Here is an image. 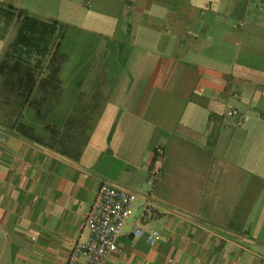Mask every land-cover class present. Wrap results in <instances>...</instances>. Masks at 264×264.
Wrapping results in <instances>:
<instances>
[{
	"label": "crops",
	"instance_id": "1",
	"mask_svg": "<svg viewBox=\"0 0 264 264\" xmlns=\"http://www.w3.org/2000/svg\"><path fill=\"white\" fill-rule=\"evenodd\" d=\"M0 3L65 56L60 93L0 123V264H67L103 183L139 210L107 264H264V0Z\"/></svg>",
	"mask_w": 264,
	"mask_h": 264
},
{
	"label": "trees",
	"instance_id": "2",
	"mask_svg": "<svg viewBox=\"0 0 264 264\" xmlns=\"http://www.w3.org/2000/svg\"><path fill=\"white\" fill-rule=\"evenodd\" d=\"M14 37L0 61V123L18 119L36 100H49L61 91L60 73L65 56L59 53L60 25L45 21L11 5L0 3V40L11 28ZM47 76L40 81V74Z\"/></svg>",
	"mask_w": 264,
	"mask_h": 264
},
{
	"label": "built area",
	"instance_id": "3",
	"mask_svg": "<svg viewBox=\"0 0 264 264\" xmlns=\"http://www.w3.org/2000/svg\"><path fill=\"white\" fill-rule=\"evenodd\" d=\"M238 115L236 111L227 112L229 118ZM164 150L156 148L153 162L146 166L148 183L154 185L161 175ZM150 203L147 206L149 213ZM136 209L135 196L123 189L103 183L87 214L83 228L88 231L89 238L85 243H78L72 250L67 264H107L110 255L117 250V241L132 218ZM140 228L134 231V236L140 237ZM160 236L150 232L147 241L154 245Z\"/></svg>",
	"mask_w": 264,
	"mask_h": 264
},
{
	"label": "rangeland",
	"instance_id": "4",
	"mask_svg": "<svg viewBox=\"0 0 264 264\" xmlns=\"http://www.w3.org/2000/svg\"><path fill=\"white\" fill-rule=\"evenodd\" d=\"M135 213H137V214H138V213H139V210H138V209H136V212H135Z\"/></svg>",
	"mask_w": 264,
	"mask_h": 264
}]
</instances>
